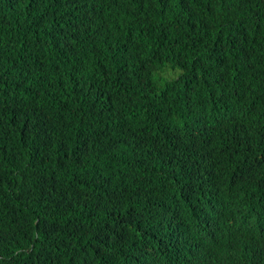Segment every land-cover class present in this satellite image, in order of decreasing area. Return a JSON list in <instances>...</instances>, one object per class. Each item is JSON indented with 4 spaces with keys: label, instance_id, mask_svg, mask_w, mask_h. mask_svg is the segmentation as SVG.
<instances>
[{
    "label": "trees",
    "instance_id": "obj_1",
    "mask_svg": "<svg viewBox=\"0 0 264 264\" xmlns=\"http://www.w3.org/2000/svg\"><path fill=\"white\" fill-rule=\"evenodd\" d=\"M253 233L264 0H0V264H263Z\"/></svg>",
    "mask_w": 264,
    "mask_h": 264
},
{
    "label": "clouds",
    "instance_id": "obj_2",
    "mask_svg": "<svg viewBox=\"0 0 264 264\" xmlns=\"http://www.w3.org/2000/svg\"><path fill=\"white\" fill-rule=\"evenodd\" d=\"M249 245L248 249L251 253H254L252 255L253 260H261V262L264 264V238L253 233L251 235V238L249 237Z\"/></svg>",
    "mask_w": 264,
    "mask_h": 264
},
{
    "label": "bare ground",
    "instance_id": "obj_3",
    "mask_svg": "<svg viewBox=\"0 0 264 264\" xmlns=\"http://www.w3.org/2000/svg\"><path fill=\"white\" fill-rule=\"evenodd\" d=\"M169 158H170V157H169ZM163 159H164V157H163ZM163 159H162V160H163Z\"/></svg>",
    "mask_w": 264,
    "mask_h": 264
}]
</instances>
